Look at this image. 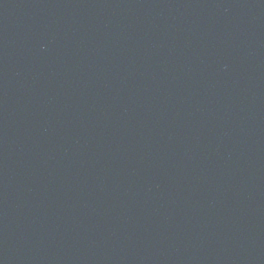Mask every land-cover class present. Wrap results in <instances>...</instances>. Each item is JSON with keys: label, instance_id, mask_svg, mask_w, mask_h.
<instances>
[{"label": "water", "instance_id": "1", "mask_svg": "<svg viewBox=\"0 0 264 264\" xmlns=\"http://www.w3.org/2000/svg\"><path fill=\"white\" fill-rule=\"evenodd\" d=\"M0 264H264V0H0Z\"/></svg>", "mask_w": 264, "mask_h": 264}]
</instances>
